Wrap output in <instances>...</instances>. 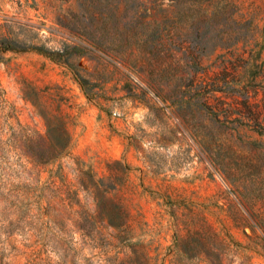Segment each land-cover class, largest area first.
Here are the masks:
<instances>
[{
  "label": "rangeland",
  "instance_id": "obj_1",
  "mask_svg": "<svg viewBox=\"0 0 264 264\" xmlns=\"http://www.w3.org/2000/svg\"><path fill=\"white\" fill-rule=\"evenodd\" d=\"M0 264H264V0H0Z\"/></svg>",
  "mask_w": 264,
  "mask_h": 264
},
{
  "label": "trees",
  "instance_id": "obj_2",
  "mask_svg": "<svg viewBox=\"0 0 264 264\" xmlns=\"http://www.w3.org/2000/svg\"><path fill=\"white\" fill-rule=\"evenodd\" d=\"M9 44L11 45L12 43L9 42ZM11 48L14 49V47H11ZM34 49L41 50V48H38V47H34Z\"/></svg>",
  "mask_w": 264,
  "mask_h": 264
}]
</instances>
